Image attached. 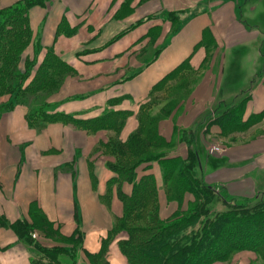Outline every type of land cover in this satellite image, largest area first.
<instances>
[{
    "label": "crops",
    "instance_id": "0c3cea01",
    "mask_svg": "<svg viewBox=\"0 0 264 264\" xmlns=\"http://www.w3.org/2000/svg\"><path fill=\"white\" fill-rule=\"evenodd\" d=\"M4 1L0 9L7 8ZM29 24L35 42L23 58L38 66L51 51L66 66L59 90L47 100L50 112L81 122L119 114L114 121L120 128L60 121L32 128L26 115L38 106L4 110L8 100L1 98L0 264L50 263L23 232L9 227L15 223L30 227L41 247L77 245L75 256H57L60 264H128L120 243L129 235L117 228L121 196H131L134 184L110 170L113 158L106 152L115 150L120 158V146L139 129L143 114L158 111L156 98L164 92L154 88L181 68L166 88L188 71L197 81L190 97L158 125L165 142L174 143L168 157H188V147L176 144L175 128H196L199 173L207 185L234 198L255 190L264 195V134L209 160L204 139L221 128L212 123L203 134L194 123L216 103L241 99V123L264 113V0H43L29 10ZM136 171L137 181H155L159 219L186 209L190 194L170 202L158 162ZM251 254L234 255L228 264L241 257L249 264Z\"/></svg>",
    "mask_w": 264,
    "mask_h": 264
},
{
    "label": "trees",
    "instance_id": "16d2710c",
    "mask_svg": "<svg viewBox=\"0 0 264 264\" xmlns=\"http://www.w3.org/2000/svg\"><path fill=\"white\" fill-rule=\"evenodd\" d=\"M42 4L43 0H20L14 6L0 9V96L11 97L3 107L4 110H11L15 105L24 104L25 97L38 90L57 87L60 75L66 72L65 64L56 61L51 51H48L40 65L37 66L35 60H32L28 66L25 65L22 73L19 71L21 56L28 45V40L31 39L28 11L31 7ZM170 18L177 19L174 14L170 15ZM177 71L168 75L154 90L158 91L157 88L170 80ZM241 100L229 105L219 103L209 116L215 114V121L222 122L239 118L241 123ZM233 111L236 113L232 114ZM114 116L115 119L121 118L119 114ZM26 118L29 126L37 129L56 121L83 124L85 128L91 130L120 128L112 115L81 122L69 115L51 113L47 108L29 111ZM230 123L232 124V121ZM195 129L184 131L185 141L191 145V153L185 160L170 158L167 153L161 152L131 166L108 165L119 179L134 184L131 196H121L124 213L117 228L125 229L129 235L126 241L120 243L121 252L127 258L128 264H213L224 262L233 253L242 250L254 251L264 259L263 196L258 194L254 198L241 200L229 197L224 190L207 185L199 173L200 160L196 150ZM144 130L152 132L150 137L154 147L164 148L170 145L159 135L153 119L143 114L136 134L124 147L120 146V158L116 156L117 152L115 156L118 159L133 156L138 150L137 139L140 138L138 135ZM153 162L159 163L165 184L176 168L182 167L181 176L175 184L177 195L183 196L188 193L191 196V201L184 211H179L166 220L158 217L154 179L151 176H143L136 180L137 168ZM214 199L221 201L228 209L215 212ZM142 223L148 224V227H142ZM9 227L16 232H23L27 241L36 246L41 255L50 261L49 264H60L57 259L60 253L71 256L76 254L77 245L68 250L44 248L31 237L34 232L30 227L22 223H15Z\"/></svg>",
    "mask_w": 264,
    "mask_h": 264
},
{
    "label": "rangeland",
    "instance_id": "374dc122",
    "mask_svg": "<svg viewBox=\"0 0 264 264\" xmlns=\"http://www.w3.org/2000/svg\"><path fill=\"white\" fill-rule=\"evenodd\" d=\"M19 1L20 0H5L3 3H7V5H8L7 7H11V6L16 5ZM0 2H2V0H0ZM28 17H29V11H28ZM29 26H30V24H29ZM30 30H31V27H30ZM28 41L29 42H28L26 49L31 45V43L35 42L32 30H31V39H29ZM25 50H24V52H25ZM23 54L21 56V62L19 64V66H20L19 71L21 73L24 71L25 65L28 66L29 63L32 61L28 58H26V59L23 58ZM181 70H183V69L182 68L179 69V72L177 71L170 78V80L173 77H176L177 74L181 72ZM258 73L259 72H257V74ZM196 81H197V78L194 76V74L192 72L188 71L185 74H183L177 82L169 84L167 88L165 86L166 83H163L160 87L157 88V90H159V91L163 90V92H164L162 95H160L159 97L156 98L157 102L155 104V108L158 111H156L154 113L152 110V111H146V113H144L145 115H148L150 118L153 119V123H154V125L157 126V130H158V125L161 122V120H164L166 117L170 116L172 113L177 111L176 109L179 106V105H177L178 102L185 99V97H190L189 95L192 93V90L195 86ZM60 82H62V79L59 80V86H60ZM59 86H57L53 89H49V90H48V88L44 89L43 91L38 90L34 94L32 93V94L26 96L25 97V103L22 105H31V106L34 105L35 107L38 106L35 110H37L39 108H47L48 109L49 105L47 103L48 102L47 100L49 99V96L52 93H55L59 90V88H60ZM246 88H248V85L243 89L246 91ZM3 97L5 99H7L8 102L11 100L10 95L0 96V100ZM241 98H242V93H240L238 95L237 99L239 100ZM166 100L167 101L170 100L171 104L170 105H163ZM217 105H218V103H216V105H213L212 107L207 108L202 113H199L196 116L195 122H194L195 125H198L199 131H202L201 133H203V134H205V133L208 134V132H209L208 127L212 123H215V124L218 123L220 128H221V133H219L217 136L210 135L209 137H206L204 139V142H203L204 146L203 147L207 151L208 155L211 156L209 160L213 159L214 157H223L224 155H226L227 151L231 148H234V146L240 147L241 145H246L247 143L257 139L259 136H262L264 134V113L260 117L250 119L247 124L240 123L239 118L231 119V121H232V124H231L230 123L231 121H224V122H222V120L221 121L220 120L215 121L214 120L215 118L213 116H209V113L213 109L217 108ZM192 106L193 105H191L190 107H192ZM31 111L32 110H30V112ZM48 111L50 112V109H48ZM180 111H182V110L180 109ZM219 113L221 114L224 112H219ZM234 113H236V111L232 112V114H234ZM229 116H227V117H229ZM229 123H230V125H229ZM136 132L133 134V136L136 134ZM139 136H140V138L137 139L138 150L131 157L118 159L116 156H114V154H115L114 150H111V151L108 150L106 152V155L113 158V162H111L112 165L113 164L114 165L119 164V165L131 166L132 164L133 165L137 164V163L139 164L140 162L141 163L144 162L146 157L147 158L149 156L154 157L155 155L156 156L159 155L158 153H161V152L168 153L170 151V149H172L174 147V143H171L168 147L165 146L164 148L154 147L152 137H150V136H152V132H149L147 130H144V132H142V134H139L138 137ZM175 136H176L175 137L176 144H185L188 147L187 154L189 157V155L191 153V147H189L190 145L186 144V141L184 138V129L175 128ZM235 148H237V147H235ZM181 169H182V167L176 168V170L173 172L170 179L166 182L165 194L167 195V198L170 202H174L175 199H176V201L180 202L182 199L181 194L177 195L178 192L176 191V187H175V184L178 182V180L181 176L180 175ZM257 191L258 190H255L249 196H245V197L240 196L238 198L241 200L254 198L256 195L260 194V193H257ZM262 196L264 198V195H262ZM213 206H214L215 212H223V211H226L228 209V208H226V206L223 205V203L221 201H216L215 199L213 200ZM147 225L148 224L142 223V227H144V228L148 227ZM242 252H251L254 255V256H252L253 258H251V260H249V264H264V259L260 258L254 251H250V250H242V251L235 252L230 256V258L228 260L221 262V263H226V264L230 263L231 259H233L234 255H237V254L242 253ZM243 262H245L247 264L248 258H243V257L239 258V262H237V264H245Z\"/></svg>",
    "mask_w": 264,
    "mask_h": 264
},
{
    "label": "built area",
    "instance_id": "2783aa9c",
    "mask_svg": "<svg viewBox=\"0 0 264 264\" xmlns=\"http://www.w3.org/2000/svg\"><path fill=\"white\" fill-rule=\"evenodd\" d=\"M213 151V150H212ZM33 239L36 238V235L33 233L32 236H31Z\"/></svg>",
    "mask_w": 264,
    "mask_h": 264
}]
</instances>
